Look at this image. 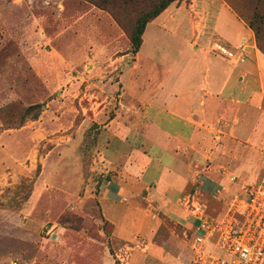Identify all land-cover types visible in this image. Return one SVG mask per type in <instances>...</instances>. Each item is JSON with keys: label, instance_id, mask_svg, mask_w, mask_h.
I'll return each instance as SVG.
<instances>
[{"label": "rangeland", "instance_id": "obj_1", "mask_svg": "<svg viewBox=\"0 0 264 264\" xmlns=\"http://www.w3.org/2000/svg\"><path fill=\"white\" fill-rule=\"evenodd\" d=\"M98 1L0 0V264H120L128 251L96 198L113 173L106 160L121 166L134 141L120 129L137 123L134 83L149 90L176 54L174 14L169 5L147 23L131 53L130 28L159 0H115L123 26ZM224 1L244 19L263 11L264 0Z\"/></svg>", "mask_w": 264, "mask_h": 264}, {"label": "crops", "instance_id": "obj_2", "mask_svg": "<svg viewBox=\"0 0 264 264\" xmlns=\"http://www.w3.org/2000/svg\"><path fill=\"white\" fill-rule=\"evenodd\" d=\"M170 12L176 54L149 90L134 83L137 123L120 128L134 141L121 166L106 160L113 173L96 198L128 249L124 264H183L190 239L202 234L189 203L221 219L264 169V54L253 31L224 0H182ZM217 44L225 53L212 51Z\"/></svg>", "mask_w": 264, "mask_h": 264}, {"label": "built area", "instance_id": "obj_3", "mask_svg": "<svg viewBox=\"0 0 264 264\" xmlns=\"http://www.w3.org/2000/svg\"><path fill=\"white\" fill-rule=\"evenodd\" d=\"M244 190L221 219H208L202 207L189 203L202 234L190 239L191 255L183 264H264V169Z\"/></svg>", "mask_w": 264, "mask_h": 264}, {"label": "trees", "instance_id": "obj_4", "mask_svg": "<svg viewBox=\"0 0 264 264\" xmlns=\"http://www.w3.org/2000/svg\"><path fill=\"white\" fill-rule=\"evenodd\" d=\"M124 5L131 3V0H120ZM182 0H159L153 8L140 15L133 23L132 27L130 28V34H129V42H130V49L131 53H136L141 45V36L144 32L145 26L147 23L155 19L160 13H162L169 5H171L174 2H180ZM115 0H100L97 3V6L104 10H110V14L113 17V19L116 21V23L120 26H123L124 22L121 21L118 18V15H116L115 10L117 9L114 5ZM261 10L262 12L258 13V8L254 7V11L249 15L247 18L244 19V16L240 15L242 17L247 26L253 31L255 40L257 42V48L264 54V43L261 44V27L259 24H264V4L262 5ZM258 23V24H257Z\"/></svg>", "mask_w": 264, "mask_h": 264}]
</instances>
